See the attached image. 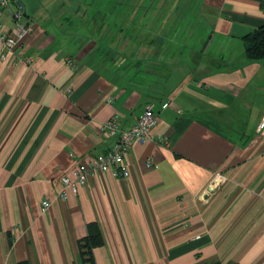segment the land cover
I'll use <instances>...</instances> for the list:
<instances>
[{"label":"crops","instance_id":"obj_1","mask_svg":"<svg viewBox=\"0 0 264 264\" xmlns=\"http://www.w3.org/2000/svg\"><path fill=\"white\" fill-rule=\"evenodd\" d=\"M22 2L31 30L12 53L0 42V264H82L89 222L95 264H264V59L243 40L264 0ZM146 105L157 124L127 150L128 177L56 199L114 143L99 126L128 129Z\"/></svg>","mask_w":264,"mask_h":264},{"label":"built area","instance_id":"obj_2","mask_svg":"<svg viewBox=\"0 0 264 264\" xmlns=\"http://www.w3.org/2000/svg\"><path fill=\"white\" fill-rule=\"evenodd\" d=\"M11 1L0 0V42L9 53H12L23 42L24 37L31 30L30 25L21 26L19 24V19L22 16L19 9L12 12L13 27L8 32L2 30L1 15L10 9ZM8 54L2 53L1 58L6 59ZM156 124L157 117L151 105H146L130 127L125 130L119 128L117 115L105 120L99 126V132L102 135L114 137V143L105 152L90 157L86 162L79 163L70 173L63 175L60 178L61 187L55 192V198L66 200L69 193L77 194L79 188L87 183L88 177L96 173H107L112 177H128L129 169L125 161L127 150L134 142L144 143L151 139ZM257 129L264 130V114L261 116ZM147 166H151L150 161H147ZM221 179V175L216 173L209 182V188L212 189ZM50 204L49 199L42 200L41 209L46 210Z\"/></svg>","mask_w":264,"mask_h":264},{"label":"trees","instance_id":"obj_3","mask_svg":"<svg viewBox=\"0 0 264 264\" xmlns=\"http://www.w3.org/2000/svg\"><path fill=\"white\" fill-rule=\"evenodd\" d=\"M243 40L244 52L247 59H264V22L253 32L243 36ZM101 243L102 239L97 224L95 222H89L85 236L78 240L82 264H95L93 249L101 245ZM232 264L240 263L235 262Z\"/></svg>","mask_w":264,"mask_h":264},{"label":"water","instance_id":"obj_4","mask_svg":"<svg viewBox=\"0 0 264 264\" xmlns=\"http://www.w3.org/2000/svg\"><path fill=\"white\" fill-rule=\"evenodd\" d=\"M16 3L19 5L20 11H24V5H23L22 0H16Z\"/></svg>","mask_w":264,"mask_h":264}]
</instances>
